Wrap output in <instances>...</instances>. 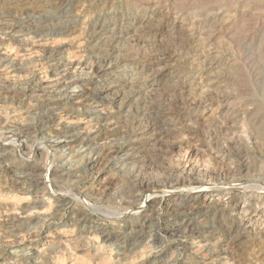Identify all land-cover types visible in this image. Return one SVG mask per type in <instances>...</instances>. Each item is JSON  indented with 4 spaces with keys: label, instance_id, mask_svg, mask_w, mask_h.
Returning a JSON list of instances; mask_svg holds the SVG:
<instances>
[{
    "label": "rangeland",
    "instance_id": "rangeland-1",
    "mask_svg": "<svg viewBox=\"0 0 264 264\" xmlns=\"http://www.w3.org/2000/svg\"><path fill=\"white\" fill-rule=\"evenodd\" d=\"M105 51L119 65L94 77ZM0 59V127L25 129L0 141V264H264V0H0ZM76 74L94 80L61 100L36 88ZM102 83L104 106L75 104ZM67 110L96 139L48 158L35 127ZM137 115L134 150L111 147ZM51 163L54 190L28 179Z\"/></svg>",
    "mask_w": 264,
    "mask_h": 264
},
{
    "label": "bare ground",
    "instance_id": "bare-ground-1",
    "mask_svg": "<svg viewBox=\"0 0 264 264\" xmlns=\"http://www.w3.org/2000/svg\"><path fill=\"white\" fill-rule=\"evenodd\" d=\"M73 1V0H72ZM52 2V1H51ZM57 2V1H56ZM66 3V2H65ZM52 4V3H51ZM51 8H53V7H51ZM54 9V8H53ZM50 11V10H49ZM38 12V11H37ZM51 12H52V10H51ZM35 13V12H34ZM33 13H31V15H32ZM41 14V13H40ZM44 14V13H43ZM52 15V14H51ZM29 16V15H28ZM33 16H34V14H33ZM32 16V17H33ZM36 16V15H35ZM45 16V15H44ZM43 16V17H44ZM31 17V18H32ZM23 19V18H22ZM25 19H26V17H25ZM49 20V19H48ZM18 21H21V20H18ZM28 21V20H27ZM23 22V21H22ZM29 22V21H28ZM26 23V24H29V23ZM30 22H32V19H31V21ZM48 22V21H47ZM13 23V22H12ZM15 23V22H14ZM39 23V22H38ZM22 24V23H21ZM23 25V24H22ZM21 25V26H22ZM32 25H35V24H33L32 23ZM38 25V24H37ZM39 25H40V23H39ZM42 25V24H41ZM46 25V24H45ZM56 25V24H55ZM6 26V25H5ZM4 26V27H5ZM13 27H12V29L14 28V25H12ZM24 26V25H23ZM27 26V25H26ZM48 26V25H47ZM25 27V26H24ZM32 27V26H31ZM34 27V26H33ZM41 27V26H40ZM57 27V26H56ZM55 27V28H56ZM58 27H59V25H58ZM62 27V26H61ZM23 27H21V29H22ZM42 28V27H41ZM41 28H39V29H41ZM7 29H9L8 28V26H7ZM20 29V30H21ZM48 29V28H47ZM15 30H17V29H15ZM26 30V29H25ZM28 30V29H27ZM30 30V29H29ZM35 30V29H34ZM22 31H23V29H22ZM9 32V31H8ZM7 32V33H8ZM34 33V32H33ZM43 33V32H42ZM11 34V33H10ZM13 34H15V32L13 33ZM44 34V33H43ZM14 37V36H13ZM95 39V38H94ZM99 43H100V41H99ZM111 49V48H110ZM106 50V49H105ZM112 50H113V48H112ZM51 51V50H50ZM107 51V50H106ZM105 51V52H106ZM116 51V50H115ZM104 52V51H103ZM42 54V53H41ZM101 54V53H100ZM103 54V53H102ZM117 55V54H116ZM44 56V55H43ZM2 57V56H1ZM99 57V56H98ZM97 57V66L95 67V71H94V74H93V76L94 77H97V76H105V74H107V73H109V71H112L114 68H116L115 66L117 65H119L118 63H117V61L115 60L114 61V58H113V56H112V51L111 52H106L104 55H102V56H100V58H98ZM117 57V56H116ZM115 57V58H116ZM5 59V58H4ZM1 60V59H0ZM3 60V59H2ZM9 60H10V58H9ZM8 60V61H9ZM39 60H42V59H39ZM13 61V59H11V62ZM118 61H120V60H118ZM3 62V61H2ZM9 63V62H8ZM7 63V64H8ZM58 63V62H57ZM5 63H1L0 64V67L1 66H3ZM54 64V63H53ZM122 64V63H121ZM52 65V64H51ZM54 65H56V64H54ZM58 65V64H57ZM86 65V64H85ZM85 65H84V67H85ZM125 65V64H124ZM126 66H127V64H126ZM8 67H10V70L11 69H14V68H16V65L15 64H11V65H9ZM20 67V66H19ZM84 67H82V68H84ZM93 67V66H92ZM21 68V67H20ZM6 69V68H5ZM9 69V68H8ZM92 69V68H91ZM203 69V68H202ZM1 70H3L2 68H1ZM83 70V69H82ZM93 70H94V68H93ZM9 71V70H8ZM122 71V70H121ZM3 72H4V70H3ZM42 72V71H41ZM83 72V71H82ZM197 72H198V70H197ZM14 73V72H13ZM87 73H89V71L87 72ZM90 73H92V72H90ZM4 74V73H3ZM63 74V73H62ZM61 74V75H62ZM61 75H60V77H58V78H55V80L51 83L50 82V84H47L46 86H42V85H39V84H37L36 85V88H38V90H43V91H46L45 93H50L51 95H53L54 96V98L55 99H57V100H61L62 99V97L63 96H65L66 94H68L69 92L67 91V88L70 86V85H80V84H82L83 82H86V81H91L92 82V79L94 80V78L90 75V78L88 77L89 75H85V76H87V77H81V76H79L78 77V75L76 74V76L77 77H75L72 81H70V79H69V81L70 82H68L67 80H66V76L67 75H64V76H62L61 77ZM13 76H14V74H13ZM58 76V75H57ZM68 76H70V75H68ZM204 76V75H203ZM98 79V78H97ZM102 80V79H101ZM0 81H2V80H0ZM98 80H96V82H97ZM3 82V81H2ZM2 82H0L1 84H2ZM6 82V81H5ZM99 82H103V81H100L99 80ZM4 83V82H3ZM5 84V83H4ZM7 84V83H6ZM10 84H12V83H10ZM84 85V84H83ZM16 86V85H15ZM86 86V85H85ZM94 86V85H93ZM14 87V86H13ZM19 87V86H18ZM15 88V87H14ZM88 88V87H87ZM91 88V87H90ZM113 88V84L112 83H102V85H99V86H96V87H94L93 89H92V91L90 90V92H86V93H83V92H81V91H79L78 93H75V94H73V98H75L76 99V102H75V104H78V106H81L82 105V103L84 104V102H89V103H92V102H90V101H93L95 104H96V107L97 108H99V107H102V106H104V102H105V100H103L104 99V97L107 95V93L110 91V89H112ZM70 89V88H69ZM86 90V89H85ZM37 91V90H36ZM15 92V91H14ZM16 92H17V90H16ZM68 92V93H67ZM37 93V92H36ZM38 94V93H37ZM42 94H44V92L42 93ZM39 96V95H38ZM50 96V95H49ZM40 97V96H39ZM70 97V96H69ZM115 97V96H114ZM51 98V97H50ZM119 98H121V96H119V95H116V97H115V100H119L120 101V99ZM109 99V98H108ZM112 99V98H111ZM53 100V99H52ZM97 100H100V101H97ZM72 101H74V100H72ZM111 102H112V100H111ZM113 103V102H112ZM86 105V104H85ZM84 105V106H85ZM62 107V106H61ZM60 108V107H59ZM59 108H58V106H56L55 107V105H52V107L50 108V110L52 111L53 109H58L59 110ZM64 109V108H63ZM62 109V110H63ZM88 109H89V107H88ZM47 110V109H46ZM49 110V114H50V111ZM73 110V109H72ZM79 110V109H78ZM100 110V109H99ZM60 111V110H59ZM58 111V112H59ZM54 112V111H53ZM57 112V111H56ZM57 112V113H58ZM63 112V111H62ZM71 112V110H67L66 111V113L65 114H69V116L67 117V118H65L64 116V118L66 119L64 122L62 121H58L57 119H51L50 118V120H48V119H46V118H44V115H42V117H41V119L37 122V124L39 123V125L37 126V127H35V130L36 131H43V132H45V137L48 139V141H43V146H42V148H43V150L46 152V154L48 155V158H50L49 156L50 155H55L54 154V150H53V148H54V146H56V145H58V146H66V145H68V144H70L71 142H74V141H78V140H81V142L79 143V145H78V148H79V146H82V147H86V146H88L91 142H93V140L94 139H96V138H92V136L89 134V133H86V134H83V133H81V132H77V133H74L71 129H69L68 128V125H71V124H73V121L71 120V121H69L68 119H71V118H73V117H75L74 116V113H70ZM46 113H47V111H46ZM55 113V112H54ZM53 113V114H54ZM41 114V113H40ZM49 114L48 115H46V116H49ZM60 114V113H59ZM139 114V113H138ZM246 114V113H245ZM55 115V114H54ZM89 116H90V114H89ZM49 117H51V116H49ZM55 117H56V115H55ZM78 117H79V115H78ZM86 118H87V116H86ZM133 118V117H132ZM61 119H63V118H61ZM91 119V118H90ZM90 119H88V120H90ZM37 120V119H36ZM68 120V121H67ZM80 120V119H79ZM83 121V120H82ZM132 121H133V119H132ZM141 116L140 115H137V116H135V123H133L134 124V126L132 127L131 125H132V123H131V129L130 130H125V128L124 129H121V130H119V132L121 133H123L124 134V136L125 135H127L126 136V138H128V135H129V133H130V136H129V138H128V140L125 142V143H123L122 145H120V144H118V145H120V146H118L117 145V143L116 142H114L115 140H113L112 141V143H111V147L112 146H116L118 149H123V148H125V149H127V150H129V151H133L134 150V145L132 146V143H134L136 140H138V138L135 140V138L134 139H132L133 138V136H132V133H134V132H136L137 131V133L141 130V131H143V132H147V128H144V127H142L141 126ZM78 122V121H77ZM79 122H81V121H79ZM76 123V121H74V124ZM2 124V123H1ZM10 124H12V123H10ZM9 124V126H11ZM34 124H35V122H34ZM33 124V125H34ZM130 124V123H129ZM25 125H26V123H25ZM8 126V125H7ZM22 126H23V124H22ZM28 126V125H27ZM30 126V125H29ZM150 125H148V127H149ZM25 127V126H24ZM31 127V126H30ZM145 127H147V125L145 126ZM153 127V126H152ZM28 128V127H27ZM32 128H33V126H32ZM166 129V128H165ZM23 131V130H25V129H23L21 126L20 127H18V126H15V127H7L6 129H2L1 127H0V141L2 142V143H4L5 141H8V143L9 144H13V145H17L18 143L16 142V138L19 136L18 135V131ZM75 130V129H74ZM118 130V129H117ZM27 132V131H26ZM83 132V131H82ZM86 132H87V129H86ZM104 132V131H103ZM113 132V131H112ZM118 132V133H119ZM151 132V131H150ZM128 133V134H127ZM97 135V134H96ZM95 135V136H96ZM104 135H105V133H104ZM103 135V136H104ZM106 135H108V133L106 134ZM94 136V137H95ZM102 136V135H101ZM102 136V137H103ZM109 136V135H108ZM99 137V136H98ZM143 138H145V137H143ZM149 138V137H148ZM106 139H107V137H106ZM97 140H99V139H97ZM40 143V142H39ZM20 144V143H19ZM18 144V145H19ZM101 144V143H100ZM77 145H75V146H73L72 148H74V150H75V148L77 147ZM70 146V145H69ZM17 147V146H16ZM14 148V147H13ZM100 148V147H99ZM107 148V147H106ZM7 150V149H6ZM31 150V149H30ZM78 150V149H77ZM117 150V149H116ZM78 153H79V151H77ZM73 153V152H72ZM100 153V152H99ZM71 154V153H70ZM129 154V153H128ZM61 155V154H60ZM75 156V155H74ZM131 155L129 154L128 155V158L130 157ZM49 160V159H48ZM51 161H52V159H51ZM91 160L89 159L88 161H84V165L82 166V170H87L89 167H90V164L92 163V162H90ZM48 163V162H47ZM28 165V164H27ZM82 165V164H81ZM78 168V167H77ZM93 168V167H92ZM53 169H52V163L47 167V168H45V170H43V172L41 173V178H37V177H35V176H32V175H36V170H34L33 171V173L31 172L30 174H31V178L28 176V179H31L32 180V183L34 184V185H39V184H41V183H43L45 186H48V188L50 189V190H54V186H55V183H54V181H53V179L51 178V171H52ZM24 172V171H23ZM39 173V172H38ZM81 173V172H80ZM80 173H79V175H80ZM85 173V172H84ZM84 173H82V174H84ZM29 174V173H28ZM29 174V175H30ZM87 174V173H86ZM77 171H67V172H63V174H60V175H57V178L59 177V178H67V179H75L77 176ZM90 175V174H89ZM26 176H27V174H26ZM84 176H85V174H84ZM78 178V177H77ZM84 179V178H83ZM81 180V179H75L76 181H74L73 182V186L76 188V187H80L81 185H82V183L85 181V180ZM29 181V180H28ZM164 185V184H163ZM165 185H167V184H165ZM172 185V184H171ZM153 186V185H152ZM155 186V185H154ZM162 186V185H161ZM184 186V185H183ZM248 186V185H247ZM85 187V186H84ZM163 187V186H162ZM167 187V186H166ZM166 187H163V188H154V189H147L148 191V197H150V198H154V197H156L158 194H165V193H168V192H170V191H172L171 189H169V187L168 188H166ZM175 187V186H174ZM204 188V186L202 185V186H198L197 188ZM28 188V187H27ZM33 188V187H32ZM41 188V187H40ZM173 188V187H172ZM248 188V187H247ZM176 189V188H175ZM244 189V191H247L248 190V192H250V193H254V192H257V191H262L263 189H260V187H256V186H252V187H249L247 190H246V188L244 187L243 188ZM72 190V189H71ZM201 190H203V189H201ZM33 191V190H32ZM136 191V190H135ZM134 191V192H135ZM30 192V191H29ZM65 192V191H64ZM77 192V191H76ZM137 192H138V190H137ZM60 193V192H59ZM69 193V192H68ZM31 194V193H30ZM63 194V193H62ZM65 194H66V192H65ZM75 195V194H74ZM164 196V195H163ZM72 197V196H71ZM234 197V196H233ZM138 198V197H137ZM130 199V198H129ZM35 200H37V199H35ZM39 200V199H38ZM43 201V200H42ZM143 201V200H142ZM145 201V200H144ZM37 202V201H36ZM58 202V201H57ZM43 203H44V201H43ZM60 203V202H59ZM133 203V202H132ZM42 205V204H41ZM198 205V204H197ZM196 205V206H197ZM86 206H87V204H86ZM144 206H145V204H144ZM90 207V206H89ZM141 209H142V207L140 208V207H135V210L134 211H141ZM186 209V208H185ZM132 210V209H131ZM199 210V209H198ZM245 210V209H244ZM24 211V210H23ZM26 211V210H25ZM133 211V210H132ZM16 212V211H15ZM27 212H28V210H27ZM89 212L91 213V211L89 210ZM128 212V211H127ZM126 212V213H127ZM22 213V212H21ZM29 213V212H28ZM97 213V212H96ZM132 213V212H131ZM137 213V212H136ZM16 215V214H15ZM99 214H97V216H98ZM12 216H13V214H12ZM11 216V218H9V220L8 221H11V220H15V218H13ZM36 215L35 214H32V215H30V216H25V218L26 219H28V218H30L31 220H27L28 222H32V220H34V217H35ZM19 217V216H18ZM16 218H17V216H16ZM21 218V217H20ZM24 218V219H25ZM111 218V217H110ZM7 221V220H6ZM27 221H25V222H27ZM17 222V221H16ZM12 223H13V221H12ZM17 224V223H16ZM144 223H142V225H143ZM146 224V223H145ZM10 225V224H9ZM11 226H13V228H14V224L13 225H11ZM16 226V225H15ZM170 226H171V224H170ZM27 227V226H26ZM143 227H144V225H143ZM30 228V227H29ZM146 228V227H145ZM18 229V228H17ZM100 229H101V234L103 235V236H109V235H111L112 233H111V230L109 229V227L108 226H106V224H103L101 227H100ZM11 230H12V228H11ZM25 230V229H24ZM113 230V229H112ZM7 231V230H6ZM18 231V230H17ZM202 231V230H201ZM201 231H200V233H201ZM126 232V231H125ZM147 232V231H146ZM206 232V231H205ZM32 233H34V232H32ZM120 233V232H119ZM143 233H144V229H142L141 231H140V234H142L143 235ZM153 233V232H152ZM202 233H204L203 231H202ZM9 235V234H8ZM127 235V234H126ZM118 236H121V234H118ZM152 236V235H151ZM156 236V235H155ZM126 237V236H125ZM127 238V237H126ZM121 239V238H120ZM153 239V238H152ZM124 240H127V239H125L124 238ZM12 241V240H11ZM222 249V248H221ZM218 250H219V248H218ZM217 250V251H218ZM120 254V253H119ZM118 255V254H117ZM219 256V255H218ZM217 256V257H218ZM221 257V256H220ZM225 259V258H224ZM18 262V261H17ZM221 264H223V263H221Z\"/></svg>",
    "mask_w": 264,
    "mask_h": 264
}]
</instances>
